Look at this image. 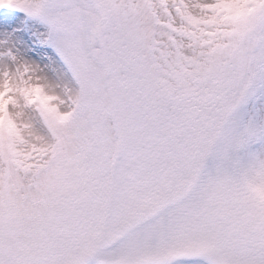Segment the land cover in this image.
<instances>
[{
	"label": "snow or ice",
	"instance_id": "obj_1",
	"mask_svg": "<svg viewBox=\"0 0 264 264\" xmlns=\"http://www.w3.org/2000/svg\"><path fill=\"white\" fill-rule=\"evenodd\" d=\"M0 264H264V0H0Z\"/></svg>",
	"mask_w": 264,
	"mask_h": 264
}]
</instances>
